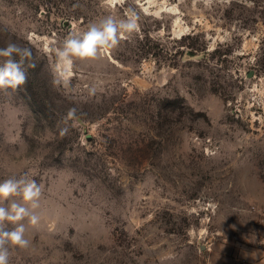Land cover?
Segmentation results:
<instances>
[{
    "label": "rangeland",
    "instance_id": "obj_1",
    "mask_svg": "<svg viewBox=\"0 0 264 264\" xmlns=\"http://www.w3.org/2000/svg\"><path fill=\"white\" fill-rule=\"evenodd\" d=\"M130 10L65 74V38ZM9 42L35 67L0 90V182L43 189L10 264H264V0H0Z\"/></svg>",
    "mask_w": 264,
    "mask_h": 264
},
{
    "label": "clouds",
    "instance_id": "obj_2",
    "mask_svg": "<svg viewBox=\"0 0 264 264\" xmlns=\"http://www.w3.org/2000/svg\"><path fill=\"white\" fill-rule=\"evenodd\" d=\"M114 4L115 0H106ZM139 16L135 11L129 12L124 19L117 20L111 15L99 22L91 23L80 33H72L64 39L62 47L56 49L60 64L70 70L74 59L95 60L104 51L118 46L120 39L132 34L139 28ZM0 57L6 58L0 63V90H17L28 80V67H35L28 62L33 57L31 48L9 42L0 48ZM94 91V89H93ZM76 110L70 109L68 115L73 117ZM67 130H62L64 134ZM42 186L27 177H10L0 182V264H10L11 250L14 247L26 249L30 241L26 238V225L35 226L40 222V215L35 211L40 207ZM19 197L20 200L11 199ZM7 201V206L4 202ZM9 225L12 227L9 228Z\"/></svg>",
    "mask_w": 264,
    "mask_h": 264
}]
</instances>
